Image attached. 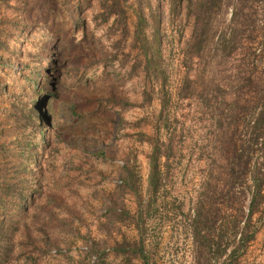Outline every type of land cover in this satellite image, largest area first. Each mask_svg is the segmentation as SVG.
<instances>
[{
    "label": "rangeland",
    "instance_id": "obj_1",
    "mask_svg": "<svg viewBox=\"0 0 264 264\" xmlns=\"http://www.w3.org/2000/svg\"><path fill=\"white\" fill-rule=\"evenodd\" d=\"M193 1L0 0V264H264V0Z\"/></svg>",
    "mask_w": 264,
    "mask_h": 264
},
{
    "label": "trees",
    "instance_id": "obj_2",
    "mask_svg": "<svg viewBox=\"0 0 264 264\" xmlns=\"http://www.w3.org/2000/svg\"><path fill=\"white\" fill-rule=\"evenodd\" d=\"M189 4L194 6L195 9H197V17L200 19V11L205 8V2L204 1H196L194 3L193 0H189ZM174 8V7H173ZM232 18L234 19L238 14V7L237 5H234L232 7ZM264 35V33H263ZM196 41V35L193 37V42ZM35 81V78H33L32 82ZM40 91H43L44 88H40ZM44 111V113L42 112ZM21 112L26 118L27 125L33 127V129L36 132V137L38 138L37 144L33 146L32 140H30L27 136L16 135L15 136V145L18 149V152L20 156H22L25 160L23 164V168L27 169L29 164L37 162V158L39 154H43V152L39 153V149L42 146H46L48 144V139L45 134V129L48 128L50 130L51 124L49 123V115L47 109L41 107L40 103L37 102V100H31L27 105H23L21 107ZM51 127V128H50ZM50 132V131H49ZM252 213V212H251ZM198 233L195 235V238H197Z\"/></svg>",
    "mask_w": 264,
    "mask_h": 264
},
{
    "label": "built area",
    "instance_id": "obj_3",
    "mask_svg": "<svg viewBox=\"0 0 264 264\" xmlns=\"http://www.w3.org/2000/svg\"><path fill=\"white\" fill-rule=\"evenodd\" d=\"M119 183L121 184L122 180H119ZM81 251H82V253L86 254V256H87L86 258H87L89 264H99V262L101 260L100 255L97 253L91 252L89 245H83L81 247Z\"/></svg>",
    "mask_w": 264,
    "mask_h": 264
}]
</instances>
